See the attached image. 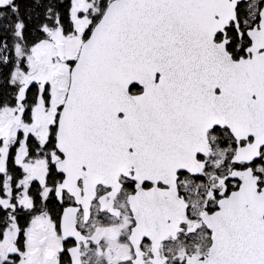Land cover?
<instances>
[{
	"label": "snow or ice",
	"instance_id": "snow-or-ice-1",
	"mask_svg": "<svg viewBox=\"0 0 264 264\" xmlns=\"http://www.w3.org/2000/svg\"><path fill=\"white\" fill-rule=\"evenodd\" d=\"M0 264H264V0H0Z\"/></svg>",
	"mask_w": 264,
	"mask_h": 264
}]
</instances>
